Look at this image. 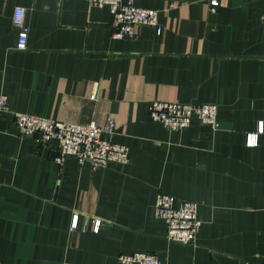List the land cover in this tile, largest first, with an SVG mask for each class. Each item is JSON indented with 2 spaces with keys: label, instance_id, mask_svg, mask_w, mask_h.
Wrapping results in <instances>:
<instances>
[{
  "label": "crops",
  "instance_id": "obj_1",
  "mask_svg": "<svg viewBox=\"0 0 264 264\" xmlns=\"http://www.w3.org/2000/svg\"><path fill=\"white\" fill-rule=\"evenodd\" d=\"M161 31L113 38L111 14L87 0H0V264H264V0H134ZM16 6L27 48L17 50ZM152 100L216 103L218 128L153 121ZM12 111L105 124L129 162L92 168L55 141L17 134ZM262 131L248 145L247 134ZM165 192L197 202L194 244L166 238L154 215ZM78 214L77 228L71 219ZM101 220L93 231V220Z\"/></svg>",
  "mask_w": 264,
  "mask_h": 264
},
{
  "label": "built area",
  "instance_id": "obj_2",
  "mask_svg": "<svg viewBox=\"0 0 264 264\" xmlns=\"http://www.w3.org/2000/svg\"><path fill=\"white\" fill-rule=\"evenodd\" d=\"M90 6L105 8L111 14L113 38H133L136 28L141 25L152 26L156 32L161 31L158 11L134 4V0H87ZM212 5L217 0H210ZM25 8L16 6L12 14V24L18 28L15 48H27L29 28L24 19ZM148 116L161 123L171 131L187 128L193 119L200 124L218 128L217 104L185 103L178 101L152 100L147 108ZM9 111L8 97L0 93V117ZM10 112V111H9ZM17 134L22 138H33L39 144L55 141L57 154L53 161L62 166L66 157L73 156L79 164H90L92 168L106 167L110 164H125L129 162V149L126 145L114 142L113 118H107L105 124L95 122L74 123L48 118L42 115L12 111L11 112ZM262 131L261 124L257 132L248 133V145L257 143V136ZM197 202L177 199L175 196L158 192L154 199V215L161 219L166 228V238L170 242L179 244H194L200 227L197 217ZM78 214L74 213L70 228L76 229ZM101 220H93V231L100 228ZM119 264H161L154 253L135 251L121 253L117 256Z\"/></svg>",
  "mask_w": 264,
  "mask_h": 264
}]
</instances>
